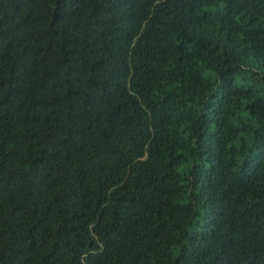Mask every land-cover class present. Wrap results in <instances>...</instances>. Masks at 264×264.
<instances>
[{
    "label": "trees",
    "instance_id": "obj_1",
    "mask_svg": "<svg viewBox=\"0 0 264 264\" xmlns=\"http://www.w3.org/2000/svg\"><path fill=\"white\" fill-rule=\"evenodd\" d=\"M0 264H264V0H0Z\"/></svg>",
    "mask_w": 264,
    "mask_h": 264
},
{
    "label": "rangeland",
    "instance_id": "obj_2",
    "mask_svg": "<svg viewBox=\"0 0 264 264\" xmlns=\"http://www.w3.org/2000/svg\"><path fill=\"white\" fill-rule=\"evenodd\" d=\"M242 64H243L244 68L253 69V66L251 65V60L250 61L246 60Z\"/></svg>",
    "mask_w": 264,
    "mask_h": 264
}]
</instances>
